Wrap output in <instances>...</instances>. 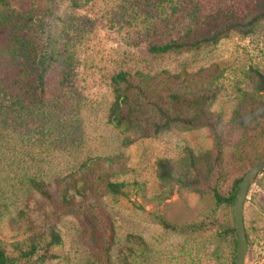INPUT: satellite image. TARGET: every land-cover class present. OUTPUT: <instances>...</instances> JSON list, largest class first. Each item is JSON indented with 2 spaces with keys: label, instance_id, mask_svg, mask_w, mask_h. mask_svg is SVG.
Wrapping results in <instances>:
<instances>
[{
  "label": "rangeland",
  "instance_id": "1",
  "mask_svg": "<svg viewBox=\"0 0 264 264\" xmlns=\"http://www.w3.org/2000/svg\"><path fill=\"white\" fill-rule=\"evenodd\" d=\"M30 5L28 2L24 8ZM255 5L256 0L59 1L57 43L46 74L45 112L52 120L42 135H32L30 142L18 145L21 152L11 156L22 155V164H27L30 172L44 173L47 180L69 174L92 158L116 157L122 162L125 175L117 180L128 184V198L111 194L101 198L116 231L113 264H235L237 234V238L228 234L220 244L217 227L180 232L162 223L166 220L182 227L223 222L228 228L236 227L234 204L232 208L220 205L210 191L181 189L175 182L159 178L161 160L184 172L190 156L214 158L217 147L212 131L173 128L155 137L127 141L137 136L111 121L112 79L122 71L195 72L217 64L223 77L211 110L228 125L242 92L254 91L250 71L264 73V21L249 36L234 32L217 45L190 52L154 54L150 45L177 38L220 11L244 18ZM255 146L250 138L233 136L223 149L219 179L223 192H228L233 177L246 170L243 160L253 159ZM36 199L40 206L33 205L34 216H43L44 210L56 211L39 195ZM12 217H17L16 210L5 220L2 238L8 252L18 256L13 244L23 243L29 233L14 231ZM82 221L76 215L61 217L57 229L62 244L51 249L57 257L43 264H101L90 248L92 234ZM245 226L246 264H264V173L250 188Z\"/></svg>",
  "mask_w": 264,
  "mask_h": 264
},
{
  "label": "trees",
  "instance_id": "2",
  "mask_svg": "<svg viewBox=\"0 0 264 264\" xmlns=\"http://www.w3.org/2000/svg\"><path fill=\"white\" fill-rule=\"evenodd\" d=\"M59 1L0 0V264H43L55 259L57 256L51 249L62 244L57 224L62 216L68 215L82 218L88 234H92L90 248L97 261L113 264L111 252L116 231L101 198L105 194L129 196L125 190L128 184L117 180L125 175V168L116 157L92 158L69 174L47 180L48 176L42 172H30V167L22 164V155L11 156L21 152L18 145L30 142L32 135H42L46 123L52 120V115L45 112L46 74L57 43L55 26L60 19L56 11ZM28 2H31L30 7L24 8ZM261 21H264V0H256L253 12L244 18L217 12L177 38L162 44L152 43L150 51L180 54L217 45L234 32L251 35ZM222 77L217 64L195 72H119L112 79L114 102L110 116L117 126L135 133L137 138L128 139L129 142L155 137L173 128H209L215 137L216 156H203L199 160L190 156L184 172L174 170L169 161L161 160L159 178L173 181L181 189L210 191L218 204L232 208L245 174L264 162V73L250 71L248 77L254 91L242 92L228 125L211 110ZM233 136L250 138L256 146L252 149L253 159L243 160L246 170L233 177L225 193L219 187L222 154ZM5 165L8 168H4ZM38 195L56 211L44 210L43 216H34L33 207L40 206ZM14 210L17 217L11 219L13 230L19 234L29 233L23 243L13 244L18 256L8 252L2 238L5 220ZM162 223L180 232L197 227L209 231L217 227L216 238L220 244L228 234L235 237L237 234L236 227L228 228L223 222L182 227L166 220ZM130 238L136 240L133 235Z\"/></svg>",
  "mask_w": 264,
  "mask_h": 264
},
{
  "label": "water",
  "instance_id": "3",
  "mask_svg": "<svg viewBox=\"0 0 264 264\" xmlns=\"http://www.w3.org/2000/svg\"><path fill=\"white\" fill-rule=\"evenodd\" d=\"M262 172H264V162L253 167L245 174L234 201V219L238 236V250L235 264H246L248 237L245 226V206L250 188L255 184L256 179Z\"/></svg>",
  "mask_w": 264,
  "mask_h": 264
}]
</instances>
